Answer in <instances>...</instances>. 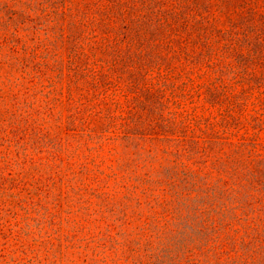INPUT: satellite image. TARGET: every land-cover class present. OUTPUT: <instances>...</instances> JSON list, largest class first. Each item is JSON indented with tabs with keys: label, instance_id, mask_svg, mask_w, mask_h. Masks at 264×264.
Segmentation results:
<instances>
[{
	"label": "trees",
	"instance_id": "1",
	"mask_svg": "<svg viewBox=\"0 0 264 264\" xmlns=\"http://www.w3.org/2000/svg\"><path fill=\"white\" fill-rule=\"evenodd\" d=\"M240 1L221 26L212 0H0L2 60L80 128L75 176L114 214L119 192L135 203L134 233L91 262H264V71L244 63L264 64V0ZM7 112L0 142L18 144Z\"/></svg>",
	"mask_w": 264,
	"mask_h": 264
},
{
	"label": "rangeland",
	"instance_id": "2",
	"mask_svg": "<svg viewBox=\"0 0 264 264\" xmlns=\"http://www.w3.org/2000/svg\"><path fill=\"white\" fill-rule=\"evenodd\" d=\"M73 1L77 4L82 0ZM212 1L216 4L211 8L212 15L221 26L227 25L229 18H240L243 12L240 0L222 6H218L220 0ZM44 37L42 32L41 38ZM244 63L251 71H264V64L248 59ZM14 94L20 103L15 104ZM77 95L80 97V92ZM46 102L42 86L29 82L19 66H11L0 56V123L3 119H6L5 125L10 122L8 109L20 123L17 132L11 135L18 144L0 142V264H114L91 262V259L95 256L94 250L102 251L98 241L106 233L109 237L123 234L120 240L126 237L124 234L134 233L140 224L132 217L135 203L125 200V193L119 192L116 207H129L125 210L128 216L123 212L114 214L94 194L95 186L89 180L75 176L74 171H79L80 164L87 162L85 157L89 154L85 149L73 153L78 147L75 133L80 128L69 127L70 130L64 131L55 114L60 109L54 110V115L48 114ZM95 124L92 122L91 126ZM61 142L64 151L55 159L50 150ZM73 155L76 156L72 158ZM61 160L64 169L59 171ZM112 185L100 191L111 192ZM108 245L112 243L109 241Z\"/></svg>",
	"mask_w": 264,
	"mask_h": 264
}]
</instances>
